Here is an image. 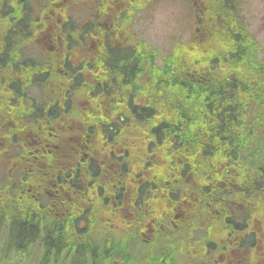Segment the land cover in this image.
I'll return each instance as SVG.
<instances>
[{
  "label": "flooded vegetation",
  "instance_id": "flooded-vegetation-1",
  "mask_svg": "<svg viewBox=\"0 0 264 264\" xmlns=\"http://www.w3.org/2000/svg\"><path fill=\"white\" fill-rule=\"evenodd\" d=\"M176 1L189 10L185 19L190 33L186 41L172 42L174 47L192 44L196 56L216 59L214 44L227 46L228 33L239 40L241 29L260 46L243 15L246 0ZM158 2L8 0L0 5L1 27L8 16L17 31L0 37V201L11 194L15 208L22 212L19 222L22 216L34 222L31 249L39 246V232L51 233L53 220L81 221L83 226L97 216L100 230L103 224L112 235L123 232L127 249L135 248L137 258L140 252L153 253L157 248V262L149 261L145 253L130 264H264L260 230L264 173L259 151L251 156L254 150L225 147L217 165L215 153L202 149L189 154L198 157L200 165L190 159L187 165L177 166L172 156L179 155L174 150L142 142L134 158L126 147H115L114 117L110 146L114 142L116 149L93 152L83 118L78 116L90 103L77 100L69 106L38 101L39 85L29 79L37 74L38 63L47 70L40 73L47 83L54 75L111 74L117 66L108 64L112 60L108 46L146 44L137 24L144 19L142 13L151 12ZM7 40L15 44L12 54L11 46L4 44ZM22 43H26L23 50ZM89 63H96L92 72ZM53 106L59 109L55 118L49 112ZM69 108H76L77 115ZM38 109L44 110L42 115ZM51 123L56 127L49 129L57 132L46 136L43 125ZM51 146L53 157L46 164Z\"/></svg>",
  "mask_w": 264,
  "mask_h": 264
},
{
  "label": "trees",
  "instance_id": "trees-1",
  "mask_svg": "<svg viewBox=\"0 0 264 264\" xmlns=\"http://www.w3.org/2000/svg\"><path fill=\"white\" fill-rule=\"evenodd\" d=\"M7 1L0 0V5ZM15 1L11 0V3ZM23 1L31 3V0ZM7 18L5 16L4 27L0 24V37L8 38L16 31ZM74 31H71L72 36L77 37L78 33ZM241 32L243 36L239 40L228 33V42L224 41L228 45L225 47L221 43L214 44L216 59L210 55L196 56L192 44L175 47L170 44L168 48L171 49L163 53L144 39L146 44L108 46V54L112 57L108 64L117 66L121 72L114 69L111 74H93L98 79L93 75H54L47 83L40 75L47 70L39 68L41 65L38 63L35 66L37 74L34 78L30 75L29 79L39 85L38 101L66 102L69 106L77 100L90 103L78 116L83 118L86 138L89 137L93 152L101 148L105 154L114 144L110 146L112 119L115 117V147H126L134 158L139 155L142 142L151 144L149 147L159 143L160 148L174 150L173 154L179 155L172 156L178 160L174 164L177 166L187 165L185 161L190 159H193V164L200 165L199 158L189 154L199 153L202 149L208 154H212V150L218 159L217 165H220L226 154L225 147L234 150L244 148L254 150L251 156L259 151V165L264 173V53L245 29ZM13 36L18 37L19 34ZM4 44L11 46L12 54L15 44L9 40ZM25 44H21V50ZM231 54L234 55L229 57ZM95 64H88L90 72ZM54 85L58 86L52 87ZM69 110L75 113L77 109ZM43 111L38 109L41 115ZM49 112L55 118L59 109L53 106ZM43 127L47 128L46 136L49 132H57V128L49 129L56 127L55 124ZM144 134L151 137L142 138ZM50 149L52 156H48L46 164L53 157L52 146ZM59 152L60 148L55 153ZM90 153L93 154L92 151ZM85 164L94 163L85 161ZM11 196L6 193L3 195L6 199L0 201V239L9 240L5 251L13 247L10 237L21 241L22 254L16 250L8 254L2 251L6 253L2 264H20L22 257L31 249L33 237L30 234L35 227L28 216H22L19 222L22 212L15 208ZM262 213L264 220V211ZM91 221H84L82 226L81 221L53 220L51 233L40 235L39 232L36 236L39 240V246L33 248L38 253L36 264H130L143 258H137L135 248L127 249L122 231L112 235L109 226L104 230L101 224L103 230H100L96 225L100 223L97 216ZM8 222L15 224V233L11 232V236L2 233L8 228ZM43 230L48 231V228L44 226ZM261 232L264 233V224ZM136 241L135 238L134 243ZM145 253L149 261L157 262V248L153 253Z\"/></svg>",
  "mask_w": 264,
  "mask_h": 264
},
{
  "label": "rangeland",
  "instance_id": "rangeland-1",
  "mask_svg": "<svg viewBox=\"0 0 264 264\" xmlns=\"http://www.w3.org/2000/svg\"><path fill=\"white\" fill-rule=\"evenodd\" d=\"M177 2L176 0H159L157 6H155L151 12L146 11L142 13L144 14V19L137 24V29H141V34L144 39L153 47L159 50L163 49V51L161 50L163 53H167L166 51L171 49V47L168 48V46L172 44V42H177V40L180 39L186 41L189 37L190 26L186 24L185 19L189 10L185 5L178 2L179 5ZM242 8L244 18L251 27L250 31L254 34L264 51V2L261 0H246L245 3L242 4ZM174 45L175 44H173V46ZM14 227L15 224L10 225L8 222V228L6 227L2 231L3 235L11 236V232L14 234ZM12 239L10 237V242L13 247L6 251V245L9 243V240H0V264L5 263L6 253L8 254L16 250L18 254H22L20 249L21 241ZM1 249L6 253H3ZM143 254L144 251L140 252L138 257H142ZM37 258L38 253L30 249V251L22 257L20 264H36Z\"/></svg>",
  "mask_w": 264,
  "mask_h": 264
},
{
  "label": "bare ground",
  "instance_id": "bare-ground-1",
  "mask_svg": "<svg viewBox=\"0 0 264 264\" xmlns=\"http://www.w3.org/2000/svg\"><path fill=\"white\" fill-rule=\"evenodd\" d=\"M120 61V60H119ZM17 245V244H16ZM26 246V245H25ZM97 259V258H96Z\"/></svg>",
  "mask_w": 264,
  "mask_h": 264
}]
</instances>
